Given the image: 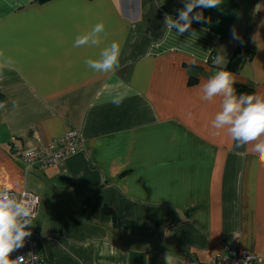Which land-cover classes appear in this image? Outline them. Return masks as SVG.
Segmentation results:
<instances>
[{
    "label": "crops",
    "instance_id": "crops-1",
    "mask_svg": "<svg viewBox=\"0 0 264 264\" xmlns=\"http://www.w3.org/2000/svg\"><path fill=\"white\" fill-rule=\"evenodd\" d=\"M183 7L0 0V189L40 197L30 230L44 264H165L166 253L207 263L223 244L264 257V168L212 128L221 97L201 99L219 51L235 84L264 94V0H221L194 9L207 22L166 30L165 14ZM101 21L105 44L122 45L108 74L84 64L99 49L73 47ZM237 50L251 57L229 69ZM116 92L127 93L119 107ZM71 129L82 145L60 166L26 172L13 156Z\"/></svg>",
    "mask_w": 264,
    "mask_h": 264
},
{
    "label": "clouds",
    "instance_id": "clouds-1",
    "mask_svg": "<svg viewBox=\"0 0 264 264\" xmlns=\"http://www.w3.org/2000/svg\"><path fill=\"white\" fill-rule=\"evenodd\" d=\"M221 0H184V7L178 10V17L165 14L164 26L170 31L175 29L183 35L191 28L193 21L207 22L202 11L194 9L218 8ZM106 24L101 21L94 24L85 33L78 34L73 42L74 48L99 49L96 58L84 60L85 66L95 73L108 74L119 68L122 45L118 41L105 44ZM194 34V32H193ZM233 39L239 37L233 31ZM5 53L0 50V68L8 66ZM216 71L201 85V99L212 101L221 97V108L211 122L213 129L226 130L236 149L245 148L255 159L253 164L264 168V94L236 93L235 78L226 69L228 60L223 51L211 56ZM126 92H116L110 102L119 107L126 99ZM4 105L0 104V108ZM251 145L250 148L246 147ZM30 155V153L26 154ZM34 208L27 199H17L7 189L0 190V264H25V257L10 259V254L22 248L27 237L31 236ZM165 264H174V258L166 253Z\"/></svg>",
    "mask_w": 264,
    "mask_h": 264
},
{
    "label": "built area",
    "instance_id": "built-area-1",
    "mask_svg": "<svg viewBox=\"0 0 264 264\" xmlns=\"http://www.w3.org/2000/svg\"><path fill=\"white\" fill-rule=\"evenodd\" d=\"M81 145L78 131L71 129L36 149L22 150L14 145L13 156L24 163L26 172L30 170L41 171L51 166H60L67 157L75 154ZM28 153L30 155H26ZM3 189H7L17 199H27L34 208V219L36 218L40 205V197L37 194L25 190L16 192L8 188L0 190ZM31 233V236L26 238L24 246L10 254V259L24 256L25 264H44L37 252L38 235L32 231ZM183 264H264V257L248 250L236 249L223 244L222 251L214 261L200 262L193 256H186Z\"/></svg>",
    "mask_w": 264,
    "mask_h": 264
},
{
    "label": "trees",
    "instance_id": "trees-1",
    "mask_svg": "<svg viewBox=\"0 0 264 264\" xmlns=\"http://www.w3.org/2000/svg\"><path fill=\"white\" fill-rule=\"evenodd\" d=\"M251 57V53L247 52V53H241L238 50L234 53V55L232 56V59L229 63L228 68L229 69H235V68H239L240 67V63L242 62V60H244V58H250ZM235 89H236V93L240 94V93H246V94H252V88L245 86V85H239V84H235L234 85Z\"/></svg>",
    "mask_w": 264,
    "mask_h": 264
}]
</instances>
